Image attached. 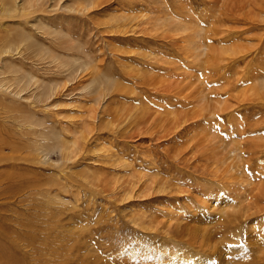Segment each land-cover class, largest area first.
Segmentation results:
<instances>
[{"label": "rangeland", "instance_id": "1", "mask_svg": "<svg viewBox=\"0 0 264 264\" xmlns=\"http://www.w3.org/2000/svg\"><path fill=\"white\" fill-rule=\"evenodd\" d=\"M198 261L264 264V0H0V264Z\"/></svg>", "mask_w": 264, "mask_h": 264}, {"label": "bare ground", "instance_id": "2", "mask_svg": "<svg viewBox=\"0 0 264 264\" xmlns=\"http://www.w3.org/2000/svg\"><path fill=\"white\" fill-rule=\"evenodd\" d=\"M250 212V211H249ZM247 213V215H245V217H248L249 219H252V218H254L255 216H256V213L255 212H251V213ZM234 215V214H233ZM194 229V228H193ZM199 230H201V229H199ZM195 232V231H194ZM198 232V231H197ZM205 233V232H204ZM203 233V234H204ZM252 236H255V235H253V234H251ZM250 235V236H251ZM196 236V235H195ZM255 242L257 241V239L258 238H256V236L255 237H253L252 238ZM250 241H251V239H250ZM257 243V242H256ZM201 250V249H200ZM202 255V254H201ZM197 259V258H196ZM255 260V259H254ZM11 261V260H10ZM203 261H206V259H204ZM261 261V260H260ZM196 262V261H195ZM199 262V264H201V262L200 261H198ZM10 264V263H9ZM202 264H203V262H202Z\"/></svg>", "mask_w": 264, "mask_h": 264}]
</instances>
